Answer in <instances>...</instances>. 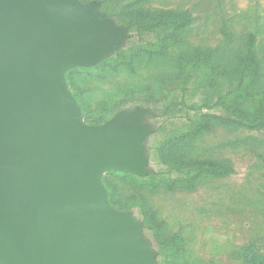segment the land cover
Returning a JSON list of instances; mask_svg holds the SVG:
<instances>
[{
	"label": "rangeland",
	"instance_id": "rangeland-1",
	"mask_svg": "<svg viewBox=\"0 0 264 264\" xmlns=\"http://www.w3.org/2000/svg\"><path fill=\"white\" fill-rule=\"evenodd\" d=\"M53 3L85 42L44 90L98 134L86 202L112 244L131 264H264V0Z\"/></svg>",
	"mask_w": 264,
	"mask_h": 264
},
{
	"label": "water",
	"instance_id": "water-1",
	"mask_svg": "<svg viewBox=\"0 0 264 264\" xmlns=\"http://www.w3.org/2000/svg\"><path fill=\"white\" fill-rule=\"evenodd\" d=\"M53 0H0V263L131 264L86 197L104 153L98 134L62 127L46 75L84 44Z\"/></svg>",
	"mask_w": 264,
	"mask_h": 264
},
{
	"label": "trees",
	"instance_id": "trees-1",
	"mask_svg": "<svg viewBox=\"0 0 264 264\" xmlns=\"http://www.w3.org/2000/svg\"><path fill=\"white\" fill-rule=\"evenodd\" d=\"M250 36L253 37V34H251Z\"/></svg>",
	"mask_w": 264,
	"mask_h": 264
}]
</instances>
